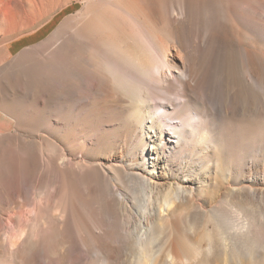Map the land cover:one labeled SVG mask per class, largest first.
<instances>
[{
	"label": "bare ground",
	"instance_id": "6f19581e",
	"mask_svg": "<svg viewBox=\"0 0 264 264\" xmlns=\"http://www.w3.org/2000/svg\"><path fill=\"white\" fill-rule=\"evenodd\" d=\"M73 2L3 66L32 96L16 105L28 135L1 136L0 264H209L228 209L157 180V148L201 167L211 148L220 172L264 158V0H0L2 36Z\"/></svg>",
	"mask_w": 264,
	"mask_h": 264
},
{
	"label": "rangeland",
	"instance_id": "374dc122",
	"mask_svg": "<svg viewBox=\"0 0 264 264\" xmlns=\"http://www.w3.org/2000/svg\"><path fill=\"white\" fill-rule=\"evenodd\" d=\"M71 4L73 5L69 8L65 9L63 7L62 9L64 10L59 15L57 14L62 10L61 8L50 12L34 25L7 35L6 37H15L23 34L30 35L15 44L14 50L20 48L14 53L15 56L27 47L38 44L40 41L46 39L65 16L76 12L82 7L79 2H73ZM54 16H56L55 19L50 22ZM44 25L45 27L43 29L38 30ZM0 26L3 25L0 24ZM3 28L5 29V26L0 28V36L3 34L1 33L4 30ZM13 81L16 88L20 89L19 92L27 95L28 99L26 98L27 102L25 101V103L28 104L31 99L30 96H32V92L30 93L31 90L27 87L18 86L19 83H16L18 82L16 77H14ZM25 103L23 101H17L15 104H18L20 109H22ZM159 113L156 112L154 115H161ZM178 116L179 114L177 113L175 116L177 118L173 119L172 122H178ZM16 117L18 120V115ZM23 125L20 124V129L14 132L15 135H28ZM201 125L205 126L207 124L203 122ZM213 125L216 126L214 140V144L216 145L219 137L217 133L219 129L218 125ZM244 144L240 147H244ZM168 147V145L163 144L160 148H157L163 163V170L161 171L158 168L157 173H164L166 176L165 179H158V176L156 177L154 175L157 180L163 182L168 181L172 184L179 182L181 185L187 186L188 179H191L195 183L194 187H196V202L200 203L207 213L210 214L215 208L219 209L223 204L228 209V212L225 209L227 214L222 210L220 211L225 218L229 219L231 224L227 227L226 225L224 226L226 228L225 233H223L225 239L218 237L212 238V250L207 253L210 259L209 264H264V217L260 215V211L264 207V158L250 153L249 155H245L240 163L235 160L234 164H232L231 159L224 158L222 163L227 167V170L220 172L216 168L218 155L211 148H208L205 152H201V155L207 161L206 165L201 167V161L197 152L193 153L192 150L186 149L185 146H179L175 150H169ZM244 150L250 151L246 147ZM149 170L150 167L146 169V172L148 173ZM170 170H172L176 177L170 174ZM129 186L131 188L134 187L132 182ZM225 200H228L227 204L224 202ZM253 209L257 210V214L252 213ZM230 210L236 214H228ZM237 212L241 214L240 220H238ZM217 222L220 226L225 223L221 217L216 218ZM210 226L211 223H209L208 227Z\"/></svg>",
	"mask_w": 264,
	"mask_h": 264
},
{
	"label": "crops",
	"instance_id": "0c3cea01",
	"mask_svg": "<svg viewBox=\"0 0 264 264\" xmlns=\"http://www.w3.org/2000/svg\"><path fill=\"white\" fill-rule=\"evenodd\" d=\"M24 35L25 34L15 37L0 36V71L2 68V71L0 72V142L2 141V135L9 132H14L16 130L17 110L15 105L17 104L15 103H17V101H23L25 103V99L27 97L26 94L24 95V93L19 92L20 89L16 88L14 85V76L12 74L5 75L3 70V66H5L9 60H11L13 53L20 49L18 48L14 50L15 44L30 36L29 34H26L25 36ZM3 72L4 74H2ZM6 76H9V78L7 77L9 80L6 78ZM4 77L6 79H4ZM6 80L7 82L11 81L12 86L10 83L7 84Z\"/></svg>",
	"mask_w": 264,
	"mask_h": 264
},
{
	"label": "trees",
	"instance_id": "16d2710c",
	"mask_svg": "<svg viewBox=\"0 0 264 264\" xmlns=\"http://www.w3.org/2000/svg\"><path fill=\"white\" fill-rule=\"evenodd\" d=\"M72 5H73V4H72ZM69 7H70V6H69ZM69 7H66V8H69ZM66 8H65V9H66ZM63 10H64V9H63ZM63 10H61L57 15L61 14V13L63 12ZM57 15H56V16H57ZM56 16H54V17L50 20V22H52V21L55 19ZM50 22H49V23H50ZM49 23H47V24H49ZM47 24H46V25H47ZM44 27H45V25L42 26L40 29H42V28H44ZM40 29H38V30H40Z\"/></svg>",
	"mask_w": 264,
	"mask_h": 264
}]
</instances>
